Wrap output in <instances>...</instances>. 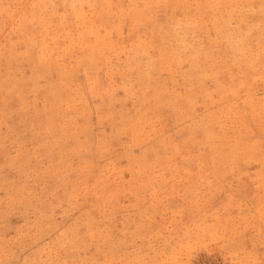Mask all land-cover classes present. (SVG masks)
I'll list each match as a JSON object with an SVG mask.
<instances>
[{
    "label": "rangeland",
    "instance_id": "obj_1",
    "mask_svg": "<svg viewBox=\"0 0 264 264\" xmlns=\"http://www.w3.org/2000/svg\"><path fill=\"white\" fill-rule=\"evenodd\" d=\"M0 264H264V0H0Z\"/></svg>",
    "mask_w": 264,
    "mask_h": 264
}]
</instances>
